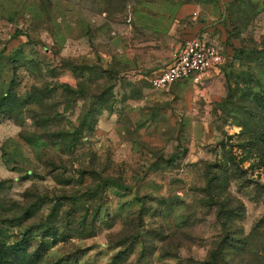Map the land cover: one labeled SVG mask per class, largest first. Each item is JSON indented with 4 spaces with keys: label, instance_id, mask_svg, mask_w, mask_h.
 Segmentation results:
<instances>
[{
    "label": "rangeland",
    "instance_id": "rangeland-1",
    "mask_svg": "<svg viewBox=\"0 0 264 264\" xmlns=\"http://www.w3.org/2000/svg\"><path fill=\"white\" fill-rule=\"evenodd\" d=\"M182 1L0 0V264H264V32L155 88Z\"/></svg>",
    "mask_w": 264,
    "mask_h": 264
},
{
    "label": "crops",
    "instance_id": "crops-1",
    "mask_svg": "<svg viewBox=\"0 0 264 264\" xmlns=\"http://www.w3.org/2000/svg\"><path fill=\"white\" fill-rule=\"evenodd\" d=\"M244 2L256 9L253 14L244 9ZM230 7L239 9L238 11H230ZM229 13L235 20L244 21L245 19V23L246 18L251 17V20L257 25V29L259 26V30L256 32H264V0H185L176 6V18L167 19L166 22L168 25L173 22L174 25L181 22L185 26L177 32L171 55L175 53L181 41L195 35L205 36L211 44L218 48L220 53L219 64L208 69L204 74L202 84H199L207 85L208 91L214 95L222 93L221 89L224 87V75L227 73V53L241 47V37L244 36V31H247V28L243 27L239 30L241 36L230 33L231 17ZM172 28L175 27L172 26Z\"/></svg>",
    "mask_w": 264,
    "mask_h": 264
},
{
    "label": "built area",
    "instance_id": "built-area-1",
    "mask_svg": "<svg viewBox=\"0 0 264 264\" xmlns=\"http://www.w3.org/2000/svg\"><path fill=\"white\" fill-rule=\"evenodd\" d=\"M220 62L218 48L205 36L195 35L180 42L171 61L151 77L155 88H165L176 82L191 80L202 84L204 74Z\"/></svg>",
    "mask_w": 264,
    "mask_h": 264
}]
</instances>
